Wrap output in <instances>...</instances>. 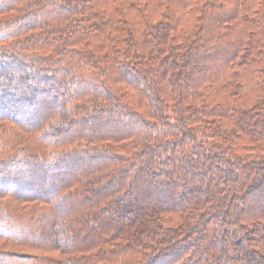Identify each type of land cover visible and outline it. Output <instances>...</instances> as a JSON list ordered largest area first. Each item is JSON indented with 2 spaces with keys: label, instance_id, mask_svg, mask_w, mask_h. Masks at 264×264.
I'll return each instance as SVG.
<instances>
[{
  "label": "trees",
  "instance_id": "1",
  "mask_svg": "<svg viewBox=\"0 0 264 264\" xmlns=\"http://www.w3.org/2000/svg\"><path fill=\"white\" fill-rule=\"evenodd\" d=\"M0 264H264V0H0Z\"/></svg>",
  "mask_w": 264,
  "mask_h": 264
}]
</instances>
